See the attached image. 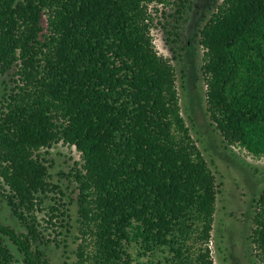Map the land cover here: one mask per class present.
Segmentation results:
<instances>
[{
  "label": "trees",
  "instance_id": "16d2710c",
  "mask_svg": "<svg viewBox=\"0 0 264 264\" xmlns=\"http://www.w3.org/2000/svg\"><path fill=\"white\" fill-rule=\"evenodd\" d=\"M157 4L169 0H0V195L25 228L0 222V264L18 261L4 236L23 264H51L40 242L67 246L44 239L36 214L62 192L47 157L59 142L82 160L70 174L72 264H133L129 244L150 255L144 264H214L221 183L181 115L174 66L154 48ZM199 43L223 146L264 156V0H220ZM51 198L45 223L69 232L68 208ZM253 204L250 238L264 261V186Z\"/></svg>",
  "mask_w": 264,
  "mask_h": 264
},
{
  "label": "rangeland",
  "instance_id": "374dc122",
  "mask_svg": "<svg viewBox=\"0 0 264 264\" xmlns=\"http://www.w3.org/2000/svg\"><path fill=\"white\" fill-rule=\"evenodd\" d=\"M219 1L187 0L180 12L174 4L178 0H169V5L166 6L157 4L158 8H163L164 15L160 12L155 14L154 24L157 25L152 27L151 36L157 53L174 66L181 115L213 171L216 182L221 183L220 191L216 195L208 243L210 256L214 264H264L250 238L251 228L254 226L253 199L264 186V156H253L238 145L225 148L206 111V83L202 73L204 48L199 43V30ZM2 80L0 77V95L3 91ZM48 151L47 157L51 163L49 181L58 184L62 192L49 193L50 197L44 199L36 214L42 225L48 226L45 229L40 226L44 239H52L54 236L57 239L66 237L67 246H57L52 241L47 244L40 242L39 248L51 264H72L73 251L79 239L75 240L76 193L75 182L70 174L72 167H79L82 162L81 153L74 146L62 142L54 144ZM51 197H55L59 204L64 203V208H68L69 232L64 228H56L57 231L63 232L56 235L57 232L45 223L44 218H48L49 208L54 204ZM0 222L18 233L25 231L1 195ZM4 238L18 260L15 264H23L22 255L7 237ZM127 250L132 255L133 264L150 262V255H143L137 245L129 244ZM162 255L158 253L153 260Z\"/></svg>",
  "mask_w": 264,
  "mask_h": 264
}]
</instances>
